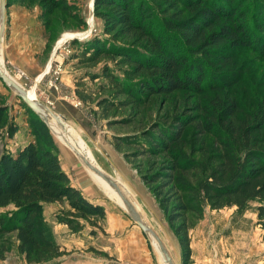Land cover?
<instances>
[{"label":"trees","instance_id":"obj_1","mask_svg":"<svg viewBox=\"0 0 264 264\" xmlns=\"http://www.w3.org/2000/svg\"><path fill=\"white\" fill-rule=\"evenodd\" d=\"M33 1L40 2L43 19L69 8L67 0H9V4ZM245 11L235 0H95V16L104 21L106 39L79 44L76 59H80L74 65L90 68L76 73L75 94L91 104L93 96L116 91L144 104L155 95L220 89L218 82L240 76L232 59L238 49L249 48L264 56V20L256 16L249 24ZM46 27L52 28L49 22ZM103 58L110 62L102 63ZM87 80L104 82L98 91H91L84 86ZM126 103L107 97L97 106L101 118L110 123L112 112ZM219 108V116L207 123L198 122L189 109L155 121L141 132L114 137L116 150L134 162L141 178L153 188L181 246L182 264H190L192 257L190 207L183 194L212 210H244L258 201L264 231V104L243 118L238 117L239 106L230 96ZM34 116L36 143L15 155L0 156V211L13 208L0 212V235L17 234L27 264H59L64 253L42 218L44 205L67 203L68 211L59 222L78 234L85 231L87 222L104 219L106 211L73 185L50 129ZM7 117L8 108L0 106V136ZM124 122L112 120L115 125ZM7 125L13 138L18 128L11 122ZM189 126L202 136L220 133L223 154L194 161L179 148ZM193 172L199 173L196 186L189 180ZM5 252L0 245V261Z\"/></svg>","mask_w":264,"mask_h":264},{"label":"rangeland","instance_id":"obj_2","mask_svg":"<svg viewBox=\"0 0 264 264\" xmlns=\"http://www.w3.org/2000/svg\"><path fill=\"white\" fill-rule=\"evenodd\" d=\"M67 1L69 8L65 13L61 14L57 12L54 18L43 19L42 15L45 14V11L40 6L39 1H33L28 4H9V0H7L9 7L7 8L6 25L10 15L9 11H15L13 7L39 11V21L48 40L41 59H45L46 62L50 60V57L54 59L48 64L46 70L47 75L44 76L39 84L41 90H43L42 87L44 84L48 83L52 87H58L62 76V66L59 64V59L63 58L64 65L69 66L70 73L76 74L86 68H90V65H83L79 69L74 65V62L76 63L80 59H76V54L81 51L79 44L91 41L97 37L106 39L103 33L104 21L95 16V0ZM235 1H239L242 7L248 10L245 13H248L247 22L249 24L254 23L256 16L258 17L257 20H264V0ZM47 21L49 25L51 24L52 28L49 29L46 27ZM6 35L7 33H5ZM66 38L70 40L64 42L66 44L62 45V40ZM58 39L60 40L57 41ZM56 42L58 43L55 46ZM4 58L5 67L9 73L7 74L33 94L34 98L54 113L56 111H62V109L65 110L63 108L64 105L60 106V103H57V101H54L48 95L43 94V91L40 92L38 87L35 88V91L31 90L35 87V84L26 83V75L22 71H14L10 67L6 60L5 50ZM83 58L87 59L85 56ZM232 59L233 67L239 71L240 76L229 77L218 82L220 89L205 88L200 92L193 93L178 91L169 95H155L151 96L144 104L137 103L136 101L133 102L126 95L116 91L93 96L92 99L94 102L91 104H86L79 100L75 92L71 97L65 96V99L69 101V105L85 110L92 117L93 123L97 126L95 136L104 137L108 141V144H105V140L101 142L102 144H97L101 149L99 154L101 155L102 162L94 160V164L112 176L116 181L125 185L134 194L143 210H145L150 223L161 234L175 264H182L177 259L176 246L179 243L178 239L165 213L160 208L159 202L153 193V188L147 185L141 178L139 168L135 166L134 162L131 159L128 160L125 155L116 150L114 137L141 132L151 126L155 121L168 120L172 116L189 109L197 117L198 122L207 123L219 116V113L216 112L220 110L219 103H224L228 96L232 97L238 104L240 110L239 118H243L245 114L257 110L258 107L264 104V56L256 50L241 48L237 50ZM101 61L102 63L110 62L106 58L101 59ZM2 66L6 71L3 63ZM103 82L99 80L93 83L87 80L84 86L91 91H98L99 86ZM76 87L77 83H75V90ZM107 97L115 101L127 102L118 112H112L110 123L101 118L102 110L97 106V102L100 99ZM0 106L8 108V117L1 127L0 156L5 153L15 155L29 144L36 143L37 140L33 134L31 125L35 117L34 113L1 79ZM67 111L69 113L68 109ZM112 120H124L127 123L124 122L115 125L112 124ZM8 122L15 124L18 128V132L13 138L9 137L8 134ZM72 129L74 130V128ZM70 135L76 139L73 134ZM183 138V143L179 148H182L185 153L190 155L198 163L205 162L215 153L219 155L223 154L224 150L221 144L224 138L217 131L202 136L196 130L195 126H189ZM54 139L59 150L62 167L68 170L67 174L70 176L72 182L78 185L82 189L80 191L87 195L89 199L93 198L90 200L104 207L106 211V217L104 219L96 220L94 223L87 222L85 231L78 234L59 222L58 218L61 214L65 215L68 211L69 206L67 203L44 205L42 218L52 234L54 236L56 235L55 239L57 237V240L62 243L74 242L70 244V249L65 247L64 249L61 248L64 255L58 260V263L84 264L83 262H86L87 264H92L95 260L101 259L100 257L105 255V252L96 250L97 248L99 249V245L101 244L99 241L107 245L109 244L107 240H109V237H112L111 234L119 233V235H127V233L135 231L140 233L146 240L149 253L156 260L155 264H162L159 258H162V256L157 250L155 243L132 221L119 197L112 195L108 198L107 194L94 181L90 175L91 173L77 156L67 146L60 144L55 137ZM193 142L196 143L194 147ZM109 145H113L119 154H117V157L120 158V163L115 160V157L109 155V150L107 151L106 148L111 149ZM201 151H203V154ZM91 155L95 157L92 153ZM137 165H139V162ZM145 170H148L147 166ZM195 175H199V173L193 172V178H189L193 186L197 185L198 177ZM183 197L184 201H189L188 206L190 207V211L187 216L190 227V238L191 231L202 225L206 244L208 245L207 249H209L213 261L212 264H264V231L259 224L258 214L260 204L258 201L251 202L244 210H239L237 207L212 210L206 203L194 201L187 194H183ZM9 210H13V208L1 210L0 212L5 213ZM204 222H206L205 226ZM58 225H63L65 228H58ZM124 228L125 231H123ZM129 229L132 230L129 231ZM90 236L97 237L98 240H89ZM76 240L78 241L75 242ZM76 243L79 244L76 245ZM0 245L6 251L5 258L0 261V264H27L25 256L19 250V241L16 233L0 235Z\"/></svg>","mask_w":264,"mask_h":264},{"label":"crops","instance_id":"obj_3","mask_svg":"<svg viewBox=\"0 0 264 264\" xmlns=\"http://www.w3.org/2000/svg\"><path fill=\"white\" fill-rule=\"evenodd\" d=\"M13 8H15V11H9L10 15L8 17V23L6 25L7 35L5 36L6 38H4L1 62L5 67V58H4V50H5L6 60L9 63L10 67H12L14 71H18V70L22 71L24 75H26V80H25L26 83H31L32 85L35 84V87L32 88L31 90L35 91V88L38 87L40 92L43 91L44 92L43 94L48 95L54 101L60 103V106L64 105L63 108L66 111L68 109L69 113H67L68 111L66 112L63 109L62 111H58V112L56 111L55 113L60 117H62L69 124V128L67 127L68 133L73 134L74 137H76V139L80 143V147L77 145L76 146L79 147V149H81L83 153H86L93 163H95L94 160L101 161L102 160L101 155L99 154L101 149L97 146V144H102L101 142H104V140H105V144L106 143L108 144V141H106V138L104 139V137L102 138L101 136H95L97 126L93 123L92 117H90L85 110L78 109L73 105H69V101L65 99V96L71 97V95H74L77 75L70 73L69 66L67 67V65H64V59L61 58L59 59V64L60 66H62V73H61L62 76L58 87H52L48 83V84H44V86L42 87L43 90L40 89L39 84L41 80L44 78V76L47 75L46 72L47 66L54 59L53 57H50V60L48 62H46L45 59H41V55L43 54L44 48L46 47L48 40L39 21V11H30L21 7L19 8L13 7ZM59 40L60 39H58L57 41ZM57 43L58 42L55 43V46ZM62 43H64V41H62ZM71 127L74 128V130L76 129L75 131L77 132H75ZM109 146L111 149L105 146L107 148V151L109 150V155L115 157V160H117L120 163V158L117 157L118 154L117 151L115 150L113 145H109ZM101 148L103 147L101 146ZM91 153L95 157H92ZM63 170L66 173H68L67 169L66 170L63 169ZM90 175L92 176L94 181L101 187V189L107 194L108 198H110L112 195H110L109 192L97 182L96 176L93 175L92 173ZM73 185L77 189L82 191V189L78 185L74 183ZM121 188L126 193V195L128 194L127 196L131 199L135 208L144 218L146 223L155 231V233H157L158 237L160 236V239L165 244L161 234L150 223L149 218L145 213V210H143L142 206L139 204L134 194L131 193L125 185L121 184ZM84 196L88 198L87 195L84 194ZM205 223L206 222H204V226ZM217 224L219 223L217 222ZM58 226H59L58 228H65V226L63 225H58ZM131 230L132 229H129V231ZM123 231H125V228L123 229ZM111 235L112 237H109V240H107L109 244L104 245L101 241H99L101 244L99 245V249L97 248L96 250L105 252V255L101 256L100 257L101 259L95 260L92 264H155L156 260H154V257H152V255L149 253L148 244L140 233L132 231L131 233H127V235L126 234L119 235V233L118 234L115 233ZM89 240L97 241L98 239L97 237L90 236ZM56 241L58 245L61 246V248L63 249L64 247L70 249L69 248L70 244L74 243V242L62 243L59 240H57V237H56ZM77 241L78 240H76L75 242ZM78 244L79 243H76V245ZM90 246H95V245H90ZM207 246L208 245L206 244L204 229L202 228V225L192 230L191 231L192 257L190 264L213 263L210 256V251L209 249H207ZM165 247L169 251L166 244ZM176 249H177V259L182 263L183 256H182L181 246L179 243L177 244ZM159 258L162 264H166L165 260H162L161 257ZM83 263L87 264L86 262Z\"/></svg>","mask_w":264,"mask_h":264},{"label":"water","instance_id":"obj_4","mask_svg":"<svg viewBox=\"0 0 264 264\" xmlns=\"http://www.w3.org/2000/svg\"><path fill=\"white\" fill-rule=\"evenodd\" d=\"M9 5L7 4V0H0V58L2 56V48L6 33V17H7V8ZM0 79L4 82L6 86L14 91L16 96L22 100L30 110L41 120L43 121L48 128L50 129L51 133L53 134V130L50 124V117L54 118L60 125L65 128V122L62 117L57 115L56 113L52 112L44 104L40 103L37 99H33L30 95L28 90L23 88L20 84H18L11 76L5 73L3 66L0 62ZM66 141H68L66 139ZM68 147L71 151L77 156V158L82 162V164L95 173L98 177L103 179L117 194L121 201L124 203L129 216L131 217L132 221L142 230V232L151 240V236H153L159 243L161 247L162 253L165 255V260L167 264H175L173 261L172 256L169 254V251L165 249V246L162 244L161 239L158 237L157 233L153 231V229L146 223L144 218L140 215V213L135 208L134 204L131 200L127 197L126 193L121 189V184L116 181L112 176L101 170L97 167L89 156L86 153L81 152V149L76 146H73L70 141L67 142Z\"/></svg>","mask_w":264,"mask_h":264},{"label":"bare ground","instance_id":"obj_5","mask_svg":"<svg viewBox=\"0 0 264 264\" xmlns=\"http://www.w3.org/2000/svg\"><path fill=\"white\" fill-rule=\"evenodd\" d=\"M75 38V37H74ZM73 39V38H72ZM65 40V41H64ZM68 40H70V39H68V38H66V39H63L62 41H64V42H68ZM62 43V42H61ZM60 43V44H61ZM64 44V43H63ZM62 44V45H63ZM0 62H1V58H0ZM1 64H2V62H1ZM5 71V70H4ZM5 73H7L6 71H5ZM29 92V91H28ZM29 95L33 98V99H36V98H34V95L33 94H31L30 92H29ZM53 112V111H52ZM64 122L66 123L65 124V128H66V131H64V127L62 126V125H60L57 121H55V119L54 118H52V117H50V124H51V127H52V130H53V135H54V137L57 139V141L60 143V144H63V145H65V146H67L68 147V145H67V142L68 141H70V143L73 145V146H75L76 147V145L77 146H79L80 147V143L78 142V140H76V139H74L73 138V136H71L70 134H68V128H69V126H68V124H67V122L64 120ZM68 127V128H67ZM66 139L68 140V141H66ZM78 147V148H79ZM69 148V147H68ZM70 149V148H69ZM71 150V149H70ZM80 150V149H79ZM82 152V151H81ZM87 170L90 172V173H92L93 175H95L96 176V180L100 183V185L102 186V187H104L108 192H109V194L110 195H114V196H118V194L103 180V179H101L100 177H98L95 173H93L91 170H89L88 168H87ZM122 189V188H121ZM123 190V189H122ZM128 195V194H127ZM128 197V196H127ZM129 198V197H128ZM120 199V198H119ZM130 199V198H129ZM121 200V199H120ZM131 200V199H130ZM122 202V201H121ZM132 202V201H131ZM122 204L124 205V203L122 202ZM123 207H125V205L123 206ZM125 210H127L126 209V207H125ZM138 211V210H137ZM154 231V230H153ZM155 232V231H154ZM159 238H160V236H159ZM151 241H153L154 243H155V246H156V248H157V250L160 252V254H161V256H162V258H163V260H165L166 258H165V255L162 253V251H161V247H160V245H159V243H158V241L153 237V236H151ZM162 241V240H161ZM162 244L165 246V244L163 243V241H162ZM165 249H166V247H165ZM165 262H166V260H165ZM167 264V263H166Z\"/></svg>","mask_w":264,"mask_h":264},{"label":"built area","instance_id":"obj_6","mask_svg":"<svg viewBox=\"0 0 264 264\" xmlns=\"http://www.w3.org/2000/svg\"><path fill=\"white\" fill-rule=\"evenodd\" d=\"M64 44H66V43H64ZM64 44H63V45H64Z\"/></svg>","mask_w":264,"mask_h":264}]
</instances>
